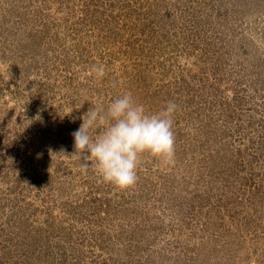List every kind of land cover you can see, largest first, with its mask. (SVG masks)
Here are the masks:
<instances>
[{"label": "rangeland", "instance_id": "1", "mask_svg": "<svg viewBox=\"0 0 264 264\" xmlns=\"http://www.w3.org/2000/svg\"><path fill=\"white\" fill-rule=\"evenodd\" d=\"M125 93L175 153L118 188L72 133ZM0 264H264V0H0Z\"/></svg>", "mask_w": 264, "mask_h": 264}, {"label": "clouds", "instance_id": "2", "mask_svg": "<svg viewBox=\"0 0 264 264\" xmlns=\"http://www.w3.org/2000/svg\"><path fill=\"white\" fill-rule=\"evenodd\" d=\"M91 72L97 78L105 75L103 65L93 66ZM176 110L177 105L169 101L161 110L150 113L131 93L112 99L106 107L97 102L72 133V156L86 161L81 164L84 172L89 162L93 164L101 182L131 187L137 182V168L144 153L160 158L166 165L174 163ZM96 128L103 130L93 136Z\"/></svg>", "mask_w": 264, "mask_h": 264}]
</instances>
